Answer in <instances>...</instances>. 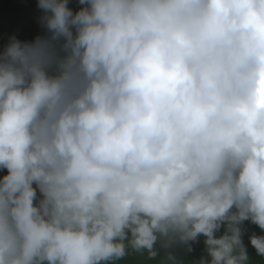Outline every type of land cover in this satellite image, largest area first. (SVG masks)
I'll return each instance as SVG.
<instances>
[{
	"label": "clouds",
	"instance_id": "clouds-1",
	"mask_svg": "<svg viewBox=\"0 0 264 264\" xmlns=\"http://www.w3.org/2000/svg\"><path fill=\"white\" fill-rule=\"evenodd\" d=\"M77 2L0 51V264H253L264 0Z\"/></svg>",
	"mask_w": 264,
	"mask_h": 264
},
{
	"label": "trees",
	"instance_id": "trees-1",
	"mask_svg": "<svg viewBox=\"0 0 264 264\" xmlns=\"http://www.w3.org/2000/svg\"><path fill=\"white\" fill-rule=\"evenodd\" d=\"M38 0H0V51L8 43L9 37L16 36L21 41H31L37 35H43L44 29L40 23L42 10L37 6ZM77 0H70V7L78 8ZM243 242L247 248L248 255L253 264H264V259L256 255L255 249L249 242L252 233L264 235V231L256 225L245 221L243 224ZM223 229H221V233ZM192 252H187L183 246H176L172 249L177 260H182L185 264L198 261L204 253L202 240L192 245ZM142 260L138 256H130L122 264H140Z\"/></svg>",
	"mask_w": 264,
	"mask_h": 264
},
{
	"label": "rangeland",
	"instance_id": "rangeland-1",
	"mask_svg": "<svg viewBox=\"0 0 264 264\" xmlns=\"http://www.w3.org/2000/svg\"><path fill=\"white\" fill-rule=\"evenodd\" d=\"M3 174H5L4 172H0V175H3Z\"/></svg>",
	"mask_w": 264,
	"mask_h": 264
}]
</instances>
